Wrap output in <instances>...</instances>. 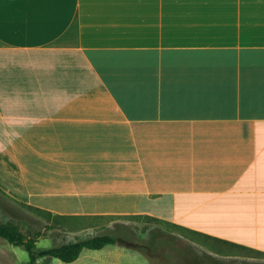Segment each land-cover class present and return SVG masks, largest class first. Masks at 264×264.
<instances>
[{
  "label": "crops",
  "instance_id": "0c3cea01",
  "mask_svg": "<svg viewBox=\"0 0 264 264\" xmlns=\"http://www.w3.org/2000/svg\"><path fill=\"white\" fill-rule=\"evenodd\" d=\"M0 191L49 247L154 218L264 254V0H0Z\"/></svg>",
  "mask_w": 264,
  "mask_h": 264
},
{
  "label": "rangeland",
  "instance_id": "374dc122",
  "mask_svg": "<svg viewBox=\"0 0 264 264\" xmlns=\"http://www.w3.org/2000/svg\"><path fill=\"white\" fill-rule=\"evenodd\" d=\"M0 221H12L27 235L41 232L37 238V248H50L54 241H60L61 231H48L49 222L56 226L57 219L41 210L29 208L22 203L7 198L0 191ZM129 230L118 237L121 242L138 244L132 246L147 253L151 264H264V254L239 247L221 244L158 220L134 218L129 222ZM1 239V238H0ZM53 247V246H51ZM20 259L29 261L27 252L15 246ZM55 260V258H53ZM50 257H40L35 264H50ZM53 263V261H52ZM23 264L20 260L19 263Z\"/></svg>",
  "mask_w": 264,
  "mask_h": 264
},
{
  "label": "trees",
  "instance_id": "16d2710c",
  "mask_svg": "<svg viewBox=\"0 0 264 264\" xmlns=\"http://www.w3.org/2000/svg\"><path fill=\"white\" fill-rule=\"evenodd\" d=\"M29 208L32 209H37L31 205L23 204ZM148 219H153L154 218H148ZM41 235V232L35 231L33 234L27 235L24 233L19 226L12 222V221H6V222H1L0 221V238L7 241L8 243L22 247L28 254V259H29V264H35L36 259L40 257H53L57 258L60 261L64 263H69L74 261L82 251V249L87 248V249H100L106 244L110 243H116L119 240L111 235L108 234H102V235H97L93 236L87 239L75 241V242H69V243H64L61 245H56L50 248H37L36 242L37 238ZM207 238H211L210 236H206ZM214 241H217L221 244L229 245V246H234V247H239L242 249H245L244 246L228 242L225 240H221L218 238H211ZM125 245L129 246H136L138 244H133L128 242H124ZM147 253H145L146 255ZM177 264H181L182 258H178Z\"/></svg>",
  "mask_w": 264,
  "mask_h": 264
}]
</instances>
